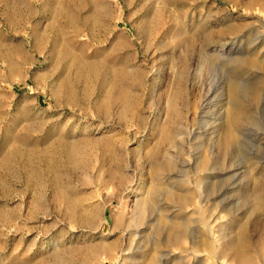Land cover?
Instances as JSON below:
<instances>
[{
	"label": "rangeland",
	"instance_id": "1",
	"mask_svg": "<svg viewBox=\"0 0 264 264\" xmlns=\"http://www.w3.org/2000/svg\"><path fill=\"white\" fill-rule=\"evenodd\" d=\"M261 64L264 0H0V264H193L158 246V212L201 236L211 211L216 226L242 210L254 242L264 100L237 128L253 130L227 160L247 169L226 210L193 183L218 155L230 85L264 90ZM164 189L191 205L173 211Z\"/></svg>",
	"mask_w": 264,
	"mask_h": 264
},
{
	"label": "bare ground",
	"instance_id": "2",
	"mask_svg": "<svg viewBox=\"0 0 264 264\" xmlns=\"http://www.w3.org/2000/svg\"><path fill=\"white\" fill-rule=\"evenodd\" d=\"M247 63L249 66H252L251 62L248 61ZM253 66V68L261 69L264 74V64ZM259 83L264 85V78ZM258 86L251 85L250 87L245 88L231 84L229 87L226 111L223 117V122L219 127L218 137L215 140L218 155L215 160L212 159L214 157L213 154V157H209V161L208 158H201V160H199V167L202 168L204 175L203 177H199L198 184L193 183V185H195L194 189L199 198L198 204L202 207L204 206L202 205L203 202L206 203L208 200L215 201L216 199L221 198L222 202H219V210L225 211L228 202L233 200L230 199V196H227V193L230 189L236 190L243 187L241 185L243 183L241 182V179H238V175L244 173L247 168L241 163H234L233 161L228 162L227 160L230 158L229 155L233 146L239 141L238 136L243 135L246 137V135L253 130L251 128H245L244 131L238 132L237 128L238 126L249 125L252 121L251 109H253V105H260L263 103L264 96H260V92H264V90H261ZM220 157H222L221 161ZM249 160L252 161L250 164L251 167L257 168L258 170L262 167L260 161L255 159V157H250ZM225 161H227L228 164L227 162L225 163ZM197 164L196 167H198ZM216 165L219 167H216ZM214 170L217 171L214 172ZM229 170H231V172H229ZM259 174L256 176L254 175L250 181L246 182L247 185L249 184V186H251L250 191L246 196V200L250 201L249 210L252 213H255L254 215H256V219H258L260 215H264V174ZM213 178H215L216 181H221L223 184L214 191L211 190L216 182ZM208 179H210L209 185L206 186V180ZM217 185H220V183ZM235 187L237 188L235 189ZM203 191L205 192L204 196L202 195ZM184 194L185 193L175 195L172 190L164 189V195L168 199L167 201L170 200L173 202L176 200L175 202L177 204L173 202L175 205L173 208H177L173 211H183L186 206L191 205L188 201L189 197ZM207 203H209V201ZM137 205L139 208H142L141 203H138ZM190 211L192 213L197 211V209L193 207L190 208ZM241 211L229 215L227 223L216 225L217 227L214 226L215 221L221 216L219 214H212L211 211L206 219L203 218V226L194 225V228L197 226L203 230L201 236H196L192 233L193 227L188 226V223L192 222V220H190L187 215L174 217L170 215L172 218H176L171 219L167 215L158 212L159 221L162 223L161 228H163V230L158 231V235H160L159 237L161 238L158 240L159 242L157 244L162 248H170L173 253L176 252V255L173 257L169 253H165L168 259L171 256V259L174 261H181L184 257L191 256L192 260L194 259L195 261H193V264H201L203 260L211 259L212 256L216 255L215 260H218L219 262L221 261L225 264H256L257 259H264V218L259 223V234L257 239L252 242L247 234L248 219H243L244 214ZM137 216L140 217V213L139 215L137 214ZM238 216H240V219L237 221ZM139 217L137 218L139 219ZM144 218L145 217H143V219ZM150 218L148 214V219ZM159 229L160 227L157 226L156 230ZM157 244L153 242L149 245L150 248L148 249L152 250L153 246L156 247ZM202 255L207 256L203 259L198 258ZM224 256H227L229 261L225 260ZM124 259H127V257L124 256Z\"/></svg>",
	"mask_w": 264,
	"mask_h": 264
}]
</instances>
